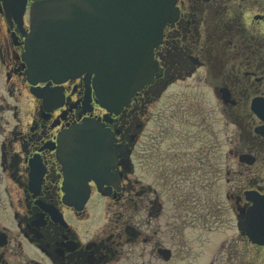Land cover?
I'll return each instance as SVG.
<instances>
[{
    "label": "flooded vegetation",
    "instance_id": "flooded-vegetation-1",
    "mask_svg": "<svg viewBox=\"0 0 264 264\" xmlns=\"http://www.w3.org/2000/svg\"><path fill=\"white\" fill-rule=\"evenodd\" d=\"M33 1L0 0V264H120L135 250L137 264H168L175 245L186 258L196 239L187 229L220 224V193L187 190L192 170L172 142L167 161L152 162L155 180L143 177L152 144L170 131L161 123L158 138L144 140L149 106L181 84L193 91L184 95L200 133L198 174L207 153L239 165L226 194L236 232L211 264H264V243L239 228L264 196V0H177L153 51V82L118 114L100 106L84 75L31 83L23 54ZM89 118L103 126L112 157L102 187L89 181V130L74 131Z\"/></svg>",
    "mask_w": 264,
    "mask_h": 264
},
{
    "label": "water",
    "instance_id": "water-1",
    "mask_svg": "<svg viewBox=\"0 0 264 264\" xmlns=\"http://www.w3.org/2000/svg\"><path fill=\"white\" fill-rule=\"evenodd\" d=\"M175 2H35L31 9V33L25 35L30 80L62 82L87 73L90 80L94 77L101 105L109 111L121 110L136 91L153 81V49L161 39L165 23L173 19ZM86 125H89V134L95 136L94 147H97L101 131L92 120ZM99 161L98 156L89 158V179L97 182V175L106 173ZM261 210V205L255 208L246 223L253 227L251 236L258 240L264 239V211Z\"/></svg>",
    "mask_w": 264,
    "mask_h": 264
},
{
    "label": "rangeland",
    "instance_id": "rangeland-1",
    "mask_svg": "<svg viewBox=\"0 0 264 264\" xmlns=\"http://www.w3.org/2000/svg\"><path fill=\"white\" fill-rule=\"evenodd\" d=\"M191 92L193 91L187 88V84H181L164 94L158 102L152 103L149 106L152 122L150 121L148 125L149 128L144 134V140L146 139V136H150L151 134H154L155 136L153 138L157 139L158 135L161 134V131H156V127L157 125H161V123L170 131L167 136L162 137L163 139H159V145L156 143L152 144L154 146L155 154L151 156V160L149 162V174H144L143 177L147 178L146 180L149 182L155 180V177L153 179L154 172H152L153 169L151 168V165H153L152 162L156 160V157L157 164L160 163V160L164 162L167 161L166 154H169V143H173L172 146L174 153L179 151L181 148L180 146H182V153H184V155L180 158H182V161L189 162L188 165L192 170L191 178H189L188 182H186L188 186L187 190L189 192H198L199 190V192H211V196H214V193H220L221 222L214 229H210L208 225L205 226V229H203L204 233L200 231V228L195 226L188 228L186 231L187 239L196 237L194 244L191 246L192 248L188 251L189 254L186 258H184L181 246L175 245L177 255L168 264H211L217 253L223 252V250H220V245L222 244L223 240H225L227 237L231 238L236 232V217L232 208L233 203L231 200L226 198V194L227 192H231L233 185L236 183L234 180L239 177V173L236 175L233 174V172H235L234 169H237L239 165H227L224 163V159L221 163H216L214 161L215 155L207 153L205 154V161L202 160V162L205 163L201 165L199 174L198 171H196L198 164H196L197 158L194 155L198 149L200 133L197 130L198 128L194 127L192 123L188 122V111L185 109V105H188L189 101L185 100L184 95L185 93L187 94ZM179 93L183 94V100H176V98H174V96ZM10 102L13 106L16 104L14 100H11ZM18 104L19 106L21 105V110L24 112L29 109L28 103H26L25 100H23L21 103L20 99V103ZM22 115H24L23 112ZM209 140H211V138L209 137V134L206 133L205 142L208 143ZM226 151L227 147H223L221 155L223 158ZM185 153L187 154V159L185 157ZM218 157L219 156L216 155V158ZM174 162H176V160H174ZM202 182L203 185L205 184V187H201ZM207 193L206 196L208 195ZM199 233L202 235V237ZM201 239H203L202 242L204 243L203 253L202 245L199 244ZM127 249H129V247H127ZM136 252L137 251L135 250V255ZM135 255L133 254V251H131L129 255H126L128 257L124 260V262L120 264H137V259L134 257Z\"/></svg>",
    "mask_w": 264,
    "mask_h": 264
}]
</instances>
